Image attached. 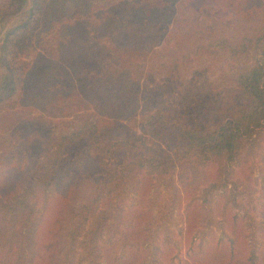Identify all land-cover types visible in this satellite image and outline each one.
Masks as SVG:
<instances>
[{
    "label": "trees",
    "instance_id": "1",
    "mask_svg": "<svg viewBox=\"0 0 264 264\" xmlns=\"http://www.w3.org/2000/svg\"><path fill=\"white\" fill-rule=\"evenodd\" d=\"M190 1L29 0L21 12V22L3 33L0 41L9 81L0 85V109L28 102L41 104L50 116L87 106H94L99 115L68 133L48 137L30 134L21 140L24 147H31L36 140L49 147L45 165L8 145L3 148L0 264H74L79 249L82 253L77 264H264V174L259 223L247 212L240 215L224 207L219 217L231 237L217 238L186 253L178 263L172 262L173 246L168 241L152 246L151 240L140 241L151 218L145 202L154 176L170 187L171 173L178 168L184 233L190 239L197 227L200 188L207 196L226 188L233 174L244 175L245 141L264 131V1L201 0L199 10L207 6L210 14L221 18L226 10L240 5L243 17L233 10L227 12L233 20L231 31L218 30L211 22L198 23L179 11L175 14L180 2L194 9ZM25 3L0 0V19L18 14ZM171 21L203 41L186 55L152 64L150 71L169 73L203 54L256 53L258 57L252 65L239 66L229 74L225 99L205 107L204 121L190 120L179 116L173 107L161 106L145 113L138 130L128 129L121 121L128 115L129 105H124L127 92L120 84L129 78L140 79L145 70L135 69L124 60L118 66L97 65L91 74L79 65L101 57L98 48L104 35L134 54L144 49L146 53L152 44H159L158 37L154 41L159 27ZM127 54L123 51L119 56L122 59ZM76 84L90 86V90L81 97ZM77 150L86 154L81 163L62 164L65 155ZM106 155L121 158L110 180L95 173ZM261 162L264 167V145ZM134 181L138 184L136 203L123 208L119 198L112 213L117 218L124 211L126 218L122 238L125 250L116 253L115 241L100 242L111 214L106 208L113 195L122 196L127 184ZM33 190L36 200L30 204L27 198ZM38 200L39 210L35 208ZM148 247L155 251L151 257L145 254Z\"/></svg>",
    "mask_w": 264,
    "mask_h": 264
},
{
    "label": "rangeland",
    "instance_id": "2",
    "mask_svg": "<svg viewBox=\"0 0 264 264\" xmlns=\"http://www.w3.org/2000/svg\"><path fill=\"white\" fill-rule=\"evenodd\" d=\"M28 3L29 0H26L24 8L18 14L0 19V40L6 30L21 22L23 19H20L21 12L27 9ZM188 4H191L194 9L180 2L177 4L179 10H175V14H185L198 23L211 22L221 31H231L233 28L231 26L233 20H231V15L227 14L228 10H233L232 13L243 17L242 8L239 4L233 9L226 10L224 18L213 13L210 14L207 6H203L204 8L201 6V10H199L200 5H202L201 0H192ZM204 11L207 12L204 13ZM187 33L180 25L172 21L167 22L159 27L156 38H154L155 41L158 37L159 44H152L150 50L145 53L144 49L140 54H134L130 48L119 47L118 44L108 40L107 35H104L98 48V52L102 53L101 57L95 59L96 56H94L88 64L79 66L91 74L97 65H100V68H105L109 64L118 66L124 60L135 69L145 70L146 73L140 79L134 77L131 80L129 78L120 84V89L127 92L123 102L124 105H129L128 115L121 121L128 129L138 130L142 125L145 113L161 106L173 107L179 116L202 122L204 121L205 107L212 101L225 99L227 89L230 88L229 74L239 66L252 65L258 54L250 53L247 56L203 54L194 60H187L183 65L169 73L150 71L152 64L156 66L160 62H168L180 55H186L194 50L197 43L203 41L195 35L191 36ZM123 51H127L130 55L127 54L128 56H123L121 59L119 55ZM262 62L264 63V59ZM126 75L128 76L129 73ZM8 81L9 72L3 63V44L0 41V85H5ZM76 89L78 95L82 97L84 91L90 90V86L76 84ZM98 115L94 106H87L83 110L59 112L58 115L53 116L48 115L41 104L18 102L11 106H3L0 109V153L8 145L16 153L24 156L32 155L38 159L41 165H45L49 147L39 140H36L31 147H24L21 140H25L30 134L48 137L56 136L59 133H68L78 128L85 120H95ZM254 137L245 141L243 160L247 170L244 175L236 176L233 174L228 178L226 188H218L207 196L202 194V187L200 188L197 194L199 202L197 227L190 239H187L184 233L185 212L180 199L181 187L178 180V168H175L171 173L170 187L166 186L165 180L154 176L145 202L147 209L151 211V218L145 224L148 225V231L142 232L140 241L148 243L151 240L149 246L157 245L160 241H168L173 246L172 262L178 263L185 257L186 253L199 250L217 238L227 239L231 237L230 229L225 228L222 218L219 217L224 207L240 215L247 212L253 222L259 223L261 220L259 216L260 183L264 174V167L261 162L264 131L258 132ZM85 156L83 151H72L65 155L61 162L65 166L68 164L74 166L81 163ZM120 163L121 158L106 155L103 164L95 170L96 175H98L96 177L110 180L115 176ZM34 194L36 195L35 190L27 198L30 204L36 200L32 197ZM119 198L122 199L123 208L135 204L138 199V184L135 181L127 184L123 195H113L109 207L106 208L107 212L111 214L107 221V227L102 234L103 239L100 242L103 244L107 239L112 240V242L115 241L117 243L116 253H123L125 250L122 246L124 241L122 238L125 235L123 225L126 222V218L123 216L124 211L118 213L121 217L115 218L112 215L116 212L115 205ZM12 201V199L9 200V202ZM40 201L38 200L35 204V208L38 210L40 209ZM253 228L255 229V227ZM18 240L22 247H25L23 238L20 237ZM154 252V249L148 247L145 254L151 257ZM79 253H82L81 249L78 250L74 258V264H77Z\"/></svg>",
    "mask_w": 264,
    "mask_h": 264
}]
</instances>
